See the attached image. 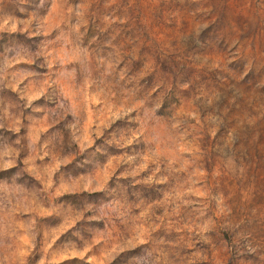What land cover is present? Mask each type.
Listing matches in <instances>:
<instances>
[{
    "label": "rangeland",
    "instance_id": "obj_1",
    "mask_svg": "<svg viewBox=\"0 0 264 264\" xmlns=\"http://www.w3.org/2000/svg\"><path fill=\"white\" fill-rule=\"evenodd\" d=\"M0 264H264V0H0Z\"/></svg>",
    "mask_w": 264,
    "mask_h": 264
}]
</instances>
